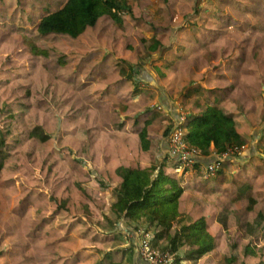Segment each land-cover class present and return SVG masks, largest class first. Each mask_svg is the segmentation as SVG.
Masks as SVG:
<instances>
[{"label":"rangeland","instance_id":"1","mask_svg":"<svg viewBox=\"0 0 264 264\" xmlns=\"http://www.w3.org/2000/svg\"><path fill=\"white\" fill-rule=\"evenodd\" d=\"M10 1L14 3L15 0ZM23 1L16 3L14 11L9 6L8 11L0 13V128L6 139V158L0 171V264H24L23 260L29 256L28 246L30 255L39 259L46 245L57 246L55 253L61 250L73 261L82 257V264L96 263L109 253L116 255L113 259L122 264H132L131 247L134 243L137 257L139 247H136L143 233L139 228L135 230V223L127 219L138 237L133 242L132 235L127 234L129 227L122 218L116 219L111 205L123 168L151 165L162 168L163 162L179 163L171 158L168 150L162 152L160 140H156V134L162 139L168 137L169 144L172 132L165 135L162 126L147 125L146 130H150H147L145 149L138 134L141 127L137 124L141 114L148 116L163 111L165 107L161 102L159 106L153 105L155 98L159 97L160 101L164 97L174 102L168 90L172 75L167 70L171 69L161 65L157 78L163 86L153 76L154 79L147 83L156 88L146 87V92H142L144 101L132 97V102L127 105L125 98L112 95L111 90L103 88V83L92 85L94 79L91 77L96 72L87 56L84 55L87 63L83 61L82 68L76 64L79 60L74 62L76 52L83 55L96 46L98 50L101 42L96 33L102 30L104 33L110 28L108 23L114 25L116 22L108 17L98 27L103 26L101 32L94 28L83 38L41 35L35 30L37 22L58 8L63 0ZM127 2L125 7L130 9L118 10L117 14L120 19L127 17L138 25L136 18L141 17L142 8ZM164 2L167 1L153 0L152 4L157 8L160 3L165 6ZM195 2L201 3L203 16L229 19L228 33L244 39L248 51L244 62L250 63L252 71L255 64L264 67V0ZM134 7L136 15L132 13ZM125 28L130 27L127 24ZM113 35L110 32L109 38ZM252 51L256 54L254 60L259 58V63L252 62ZM101 56L96 54L91 58L99 61ZM154 56L150 53L139 56L133 66L139 68L149 64ZM119 63L125 66V73H130L133 62L120 60ZM250 68L242 72L244 84L254 72L249 71ZM262 69L259 82L264 85ZM231 72L234 73V69ZM253 92L251 97L244 96L260 100L257 115L264 117V87L257 85L256 89L255 85ZM255 93H259L258 96ZM179 94L180 91L175 97ZM244 119L253 124L249 118L244 116ZM258 123L257 120L255 124ZM186 134L185 129L184 136ZM251 134L252 139L250 137L244 151L247 160L261 157L262 169L261 174L250 168L247 170V181L254 179L255 186L252 189L246 187L242 199L231 197L239 173L236 177L228 173L219 185L212 180L210 188H205L201 186L202 181L215 175L205 177L203 171L198 174L201 179L197 184L191 182V189L185 190L184 205L198 195V201L191 203H196L201 212L217 222L216 226H209V233L214 237L210 251L193 259L194 256L189 254L196 247L181 240L177 250L169 252L164 248L169 244V238L155 241V230L150 227L147 231L152 248L157 252H168L169 264H264V125L256 130L252 128ZM250 196L254 197L253 203ZM189 219L182 221L191 222ZM142 221L146 222V219ZM179 226L174 222L170 235L178 231ZM20 247L26 252L25 256L18 255ZM95 253L99 256L91 258ZM176 258H179L177 262Z\"/></svg>","mask_w":264,"mask_h":264},{"label":"crops","instance_id":"2","mask_svg":"<svg viewBox=\"0 0 264 264\" xmlns=\"http://www.w3.org/2000/svg\"><path fill=\"white\" fill-rule=\"evenodd\" d=\"M66 1L67 0H63V3L58 8L49 13L61 8ZM152 1L153 0H129L127 2L131 3V6L139 5V7L142 8L141 17L139 15V17L136 18L138 25L137 23L133 24V21L130 22L131 19L125 17L114 25L108 23L110 24V28L108 27L103 33V26L100 28L98 27L102 24V21L104 22L109 16H101L94 26L87 27L86 30L77 37L83 38L84 35H87L94 28H97L98 32H101L102 30L101 33H96V38H99L102 44H98L99 51L96 46V49H93V47L88 51H85L83 55H79L80 52H76L77 55H74V62L76 60L81 61H78L76 64L82 68L83 61H86L84 55L87 56V61L94 65L96 72L94 77H91L94 79L92 85L97 86L103 83V88H107L108 91L111 90L112 95L115 94L116 97V94H119L122 98H125L124 103L127 105L132 102V97H137L140 101H144L145 96L142 92L147 90L146 87L156 88V86L147 83V81L151 82L154 77L158 81L157 73L161 70V65L164 64L168 69H171L167 70L168 73H171L172 75L171 78L169 77L170 81H168V83H172V85L168 90L169 94L173 97L170 98L174 102L171 103L166 98L164 100L160 99V101L158 99L159 97L155 98L153 105L159 106L158 103H163L164 101L167 104L169 103L168 108L163 107L166 110L163 109L162 112L158 111L151 113L148 116H145V113L141 114L138 117L137 124L142 128L147 121L148 123L146 126H162L163 132L168 128H171L170 132H172L177 125L186 129L185 124L190 118L200 116L207 107L214 106L222 109L226 115L233 119L235 128L243 139V145L240 146L243 152L249 145L250 137L252 139V128L256 130V128H261V126L264 125V117H261L262 114H259V116L257 115L260 100H257L256 98H254V100L251 98H245V96L251 97V95L254 94L253 87L255 85L256 89L257 85L264 87V85L259 82V72L261 73L263 70L262 68L264 67H259L258 64H255L253 72L248 65L249 62H244V56L246 52H248L244 47V39L238 35H230L228 33L227 26L229 25L227 20L229 19L226 16H223L219 20L213 19L209 16H203V12L200 9L201 3L197 5L195 0H166L167 2H164L165 6H163L162 3L157 5L158 9L155 8L156 4H152ZM17 2H21V0H15L14 3L10 0H0V13L3 14L6 10L8 11L9 6L12 8L10 10L14 11ZM23 2L26 1L24 0ZM198 8L199 10H197ZM129 9V7H126L127 11ZM132 13L135 15L137 14L135 7L132 9ZM39 21L36 24V32ZM127 24L130 27L128 30L125 28ZM110 32L114 33L111 38H109ZM52 34L75 39L63 34L50 33L46 35ZM151 47L152 49L150 50L149 48ZM101 50L104 52H101ZM148 53L154 54L157 57H152V62L144 64L142 68L135 67V65L133 66L139 56H145ZM96 54L102 55L101 60L97 61V59L91 58L92 55ZM251 55L253 56L252 62L259 63V58L254 60L256 57L254 51H252ZM133 56L135 57L134 59L132 58ZM120 60L133 62L130 63V67L133 66L134 72L137 70L138 73L135 75L132 69H130V73H125L124 70L126 68L124 65H120ZM95 61L97 64L94 63ZM248 68H250L249 71L253 73L251 79L244 84L245 81L242 79V72L248 71ZM233 69L234 73L231 72ZM158 82L163 86V82ZM179 91L180 94L175 97ZM137 92L139 93L137 94ZM258 94L255 93L256 96H258ZM174 98L176 100H174ZM126 99L128 100L126 101ZM118 101L121 102L120 100ZM151 109H153V107H151ZM261 112H263V110ZM244 116L252 120L253 124L251 125L250 122L245 121ZM136 120L137 119H135V121ZM239 120L241 121L242 126L239 123ZM257 120L259 123L255 124ZM147 130L149 131L150 128ZM156 136V140H160L159 148L161 151H167L168 137L166 139L163 137L162 139V136L159 137L157 134ZM258 142L261 144V139H259ZM216 157L217 155L214 154V146L211 144L209 155L206 157H200L196 162L197 164L180 165L173 161L172 163L163 162L164 165L162 166L164 173L174 179L183 191L179 198V215L175 221L180 224L178 230L180 231L181 227L184 225H191L202 220L205 225V231L213 238V246L214 237L209 233V226H216V220L213 218L210 219V216L201 212L200 208L196 206V203H191L192 200L196 202L198 201V195L192 197L190 202H188V205H184L183 200L186 198L185 190L191 189L189 188L191 182H194L193 185H196L198 180L201 179L198 174L203 173L205 166L215 161ZM259 160H261V157L250 158L248 160L247 158L242 160L239 156L236 158L225 159L221 162V168L216 174H214L215 176L207 181L203 180L201 186L210 188L212 180L216 181L217 184L218 182L223 183L229 176L228 173H230V175L232 174L234 177L239 173V178L237 179L238 182L231 192V197L232 199L237 197L242 199L245 188L248 187L252 189L255 186L254 179H252L253 181H247V170L250 168L249 170H255L254 172L261 174L260 170L262 169V165L259 164ZM141 168H143V166H141ZM251 197L252 196H250V200L253 201L254 197ZM203 199H205V197H203ZM188 218H191V220L189 219L191 222L182 221L183 219ZM125 225L126 227H129L127 234L132 235L131 238L133 239V242L134 240L137 241L138 237L135 235L136 232H134L127 224ZM161 240L162 238L159 241ZM21 249L22 248L20 247L18 255L25 256L24 254L26 252ZM26 249H28L29 256L23 260L24 264H82V257L74 259L73 261V259L69 258L67 254L62 253L61 250L59 253H55L57 246L52 248V246L50 247L49 245L48 247V245H46L44 247L43 256L39 259H36L33 254L30 255L29 246L26 247ZM98 256L99 254H96L95 256L92 254L91 258ZM113 256L116 255L109 253L105 257L99 259L96 263L93 262L92 264H105V262L110 260L117 261L113 259ZM196 258L197 256L193 257V259ZM139 260L140 257L133 256L131 262L132 264H139Z\"/></svg>","mask_w":264,"mask_h":264},{"label":"trees","instance_id":"3","mask_svg":"<svg viewBox=\"0 0 264 264\" xmlns=\"http://www.w3.org/2000/svg\"><path fill=\"white\" fill-rule=\"evenodd\" d=\"M126 0H67L61 8L43 16L38 25L37 32L41 35L50 33L68 35L77 38L87 27L94 26L97 20L107 15L115 22H120L118 10H124ZM150 50L152 49L149 48ZM143 61L144 59L141 58ZM139 68H142L140 65ZM134 72L133 66L130 68ZM165 98L163 97V100ZM163 106L168 104L163 101ZM139 131V138L143 148H147L146 124ZM187 143L199 150L201 157L209 155L211 144L214 146V154H222L234 146H242L243 139L235 128L233 119L226 115L222 109L210 106L200 116L192 117L185 124ZM168 128L164 134L170 131ZM257 137V135H256ZM5 133L0 128V171L6 158ZM240 159H246L247 152L239 155ZM197 164V163H196ZM116 198L111 205L116 219L122 218L124 223L131 227L129 221L135 223V230L139 228L141 233H146L150 227L155 230V241L161 238H169L166 248L169 252L177 250L178 242L195 246L190 256H202L213 247V238L205 231V225L199 220L191 225H184L180 231L171 234L173 223L179 212V198L182 188L178 183L166 175L161 167L151 165L146 168H123L121 182L115 187ZM251 203L253 201L251 200ZM127 219L129 221H127ZM142 219H146L143 222ZM132 257L134 243L131 247ZM179 258H176V262ZM105 264H122L120 261H107ZM139 264H149L140 258Z\"/></svg>","mask_w":264,"mask_h":264},{"label":"built area","instance_id":"4","mask_svg":"<svg viewBox=\"0 0 264 264\" xmlns=\"http://www.w3.org/2000/svg\"><path fill=\"white\" fill-rule=\"evenodd\" d=\"M129 1V0H126ZM184 128L177 125L172 134L169 137L168 144V154L172 159H176L179 163L183 165H194L201 157L198 149L191 147L184 136ZM241 147L234 146L228 151L218 154L216 160L209 163L204 168L205 177H210L221 168V162L228 158H236L241 154ZM139 257L148 262L149 264H169L170 257L168 252H157L154 250L150 244V235L146 232L143 233V237L139 240L137 244Z\"/></svg>","mask_w":264,"mask_h":264}]
</instances>
